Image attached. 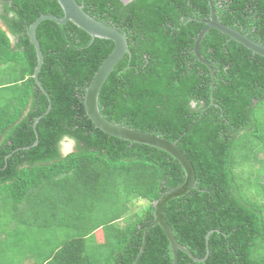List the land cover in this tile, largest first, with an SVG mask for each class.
Returning <instances> with one entry per match:
<instances>
[{
    "label": "trees",
    "instance_id": "1",
    "mask_svg": "<svg viewBox=\"0 0 264 264\" xmlns=\"http://www.w3.org/2000/svg\"><path fill=\"white\" fill-rule=\"evenodd\" d=\"M75 1L123 33L130 50L100 89L102 116L175 144L194 167L197 188L166 203L163 216L176 241L205 260L178 250L177 264H264V175L255 174L264 171V58L210 29L199 52L215 71L211 92L210 70L193 54L208 0ZM212 2L222 24L264 46V0ZM44 15L63 12L56 0H0V98L12 96L0 103V264H172L159 225L138 254L152 204L183 184L182 166L160 149L103 133L86 115L85 89L112 41L72 22L42 21L36 39L46 93L35 85L38 58L27 32ZM65 138L74 143L66 156ZM33 186L45 194H32L36 204ZM133 199L147 206L125 217ZM60 213L62 237L48 235L55 227L46 215ZM26 224L40 229L27 240Z\"/></svg>",
    "mask_w": 264,
    "mask_h": 264
},
{
    "label": "water",
    "instance_id": "2",
    "mask_svg": "<svg viewBox=\"0 0 264 264\" xmlns=\"http://www.w3.org/2000/svg\"><path fill=\"white\" fill-rule=\"evenodd\" d=\"M56 1L63 12L62 18H58L53 15H44L38 18L28 28L27 34L30 38L31 43L35 46L37 52V58H38V64L35 69L34 77L37 78V73L40 71L43 63L42 52L40 50L38 41L36 39V28L38 27L39 23H41L44 20H51L58 25H63L66 24L67 22H72L74 25H76L78 28L86 32L92 38L110 40L113 42L114 47L112 52L103 61V63L95 73L94 77L92 78L90 84L85 89L84 106H85L86 115L88 116L92 124L95 126V128L102 131L103 133L124 141H129L132 143H138V144H143V145L152 146L154 148H158L170 154L180 163V165L182 166L185 172V181L180 186L170 191H167L166 193L161 195L160 198L154 202L153 204L154 219L152 223L144 231L143 246L145 244L147 232L152 227L159 225L162 228L163 232L165 233L170 243L172 256H173L172 264H177L178 250L186 253L195 261L205 260V258L204 259L195 258L187 250L186 247L180 245L176 241V238L174 237V234L170 226L168 225V223L166 222L163 216L164 207L166 203H168L169 201L175 198H179L187 194L192 189L197 188L195 170L188 157L175 144L162 139L160 136H153L147 133H143L141 131H137L131 128L118 125L116 123H112L106 120L99 111L98 96L102 85L107 80L108 76L113 71L118 61L121 60L126 53L130 54V50L127 45L126 36L115 27L102 23L87 15L83 11V7L78 5L75 0H56ZM123 1L127 2L128 0H123ZM208 1L211 9L210 18L209 20H201V22L204 23L205 26L201 29L195 40L193 47V54L196 60H198L201 64L209 68L211 73L210 86L212 89L215 80V71L211 67L210 63L206 59H204L199 52L200 43L204 38L205 34L210 29L217 30L218 32L228 37L229 40H232L242 45L247 50H250L253 54H257L263 58H264V46L250 39L247 33L245 34L241 33L233 28H230L222 24L216 16L212 0H208ZM37 84L39 85L38 82ZM42 90L44 91L43 88ZM50 108H51V104L49 105L48 110H50ZM41 117L42 116L35 119L33 124L34 127L36 126V124L38 123ZM209 235L210 234H207L206 236V244H208ZM143 246H142V250H143Z\"/></svg>",
    "mask_w": 264,
    "mask_h": 264
},
{
    "label": "rangeland",
    "instance_id": "3",
    "mask_svg": "<svg viewBox=\"0 0 264 264\" xmlns=\"http://www.w3.org/2000/svg\"><path fill=\"white\" fill-rule=\"evenodd\" d=\"M15 78V76L13 77V79ZM4 99V100H3ZM11 99H12V96H9V95H5V96H2L1 98H0V103L1 104H5V100H8V101H10L11 102ZM9 102V103H10ZM73 144H72V142H70V141H63L62 143H61V151L62 152H64V153H66V151H73ZM242 173H244V177H247L250 173H251V169H250V167H249V165H247V167H245V168H243V166H242ZM260 170L261 169H259L258 170V172H256L255 174H257V175H264V171L262 170V172L260 173ZM240 171V170H239ZM248 179V178H247ZM263 180V178H260V181H262ZM56 191H58V189H56ZM37 192H38V197H43L45 194H44V192H40L39 191V188H36V187H32L31 189H30V191H29V193H28V196L30 197V199H31V201L33 202V204L35 203L36 204V199H34V196H36V194H37ZM7 193V192H6ZM34 196H33V195ZM28 198V197H27ZM23 203H25L24 201L22 202V204ZM134 205L133 206H131V207H129V211H128V213L126 214V216H128V215H132V214H135V213H140V212H142V210H143V208L146 206V203L145 202H140V203H133ZM24 207L26 208V206L24 205ZM116 210L117 211H119L118 210V208H116ZM65 215L66 214H64V213H60V214H58V215H56V216H51L50 214H47L46 215V217H47V220H46V222H48V223H50V225L48 226L49 227V229H50V227L51 226H54L55 227V229L54 230H50V232H49V234L48 235H55L56 237L57 236H60V237H62L61 235V230H65L64 229V227L61 225V222H62V220H65ZM16 216V215H15ZM14 225V223L12 224V227H14L13 226ZM38 230H40L39 229V227L38 226H33V225H28V224H26L24 227H23V231L25 232V234H27L26 235V240L27 239H29L32 235H33V231H38ZM96 237H97V239L99 240V241H103V239H102V237H101V233L99 232V233H96ZM65 237H63V238H58L59 240H61V239H64ZM53 239V241H54V238H52ZM52 241V242H53ZM55 241H57L56 239H55ZM88 248H90V249H94L93 251H100V250H97V249H95V247H94V245L92 244V241H90L89 243H88ZM86 249H87V247H86ZM264 249V248H263ZM103 250H104V248H103ZM3 264H6V263H9V262H2ZM28 264H32V262H31V259H28Z\"/></svg>",
    "mask_w": 264,
    "mask_h": 264
},
{
    "label": "clouds",
    "instance_id": "4",
    "mask_svg": "<svg viewBox=\"0 0 264 264\" xmlns=\"http://www.w3.org/2000/svg\"><path fill=\"white\" fill-rule=\"evenodd\" d=\"M122 2L123 3H128L129 2V0L127 1V2H124L123 0H122ZM81 6V5H80ZM84 11V10H83ZM85 12V11H84ZM86 13V12H85ZM87 14V13H86ZM88 15V14H87ZM56 17V16H55ZM63 17V16H62ZM61 17V18H62ZM91 17V16H90ZM58 18H60V17H58ZM68 23V22H67ZM64 25V24H63ZM254 41V40H253ZM256 42V41H255ZM258 43V42H257ZM260 44V43H259ZM112 52V51H111ZM40 72V71H39ZM39 72L37 73V78H35L34 77V75H35V71H34V74H33V80H34V83H35V85L36 86H38L39 88H40V90L43 92V93H46V91H45V89L42 87V85H41V83H40V81H39ZM37 82L39 83V85L37 84ZM214 86V85H213ZM88 87V86H87ZM211 87V86H210ZM42 88L44 89V91L42 90ZM212 90H213V87H212V89H211V92H212ZM2 139H4V136H1V140ZM163 139V138H162ZM165 140V139H164ZM63 141H70V142H72V144L74 145V143H73V141H71L70 139H67V138H65ZM62 141V142H63ZM61 142V143H62ZM3 142L2 141H0V145L2 144ZM73 148H74V146H73ZM158 149V148H157ZM163 151V150H162ZM71 152H73V151H66V153H64V152H62L63 153V155L64 156H66V155H68V154H70ZM165 152V151H164ZM191 162V161H190ZM140 202H144L143 200H136V199H133V200H131V202H129V207H131V206H133L134 204L133 203H140ZM154 204V203H153ZM153 204H152V206H153ZM8 205V204H7ZM5 206H6V204H5ZM147 206V205H146ZM146 206L143 208V210L146 208ZM7 207V206H6ZM143 210H142V212H143ZM129 211V210H128ZM142 212H140V213H135V214H141ZM128 213V212H127ZM126 213V214H127ZM126 214H125V217H126ZM133 215V214H132ZM131 214L130 215H128V216H132ZM123 217H121V219L120 220H118V223H119V225L122 227L124 224H123ZM152 223V222H151ZM150 225V224H149ZM148 225V226H149ZM14 226V225H13ZM147 226V227H148ZM155 227V226H154ZM153 228V227H152ZM97 233H99V232H97ZM100 233H101V237H102V239H103V236H102V232H101V230H100ZM148 233V232H147ZM147 236V235H146ZM144 237V236H143ZM98 240V239H97ZM98 243H102V241H97ZM145 244H146V240H145ZM145 244H144V246H145ZM142 246H143V241H142V245H141V248H140V255H141V252L144 250V246H143V250H142ZM138 254V256L140 257V255ZM190 257V256H189ZM199 259V258H198ZM194 260V259H193ZM177 261H178V259H177ZM195 261V260H194Z\"/></svg>",
    "mask_w": 264,
    "mask_h": 264
}]
</instances>
